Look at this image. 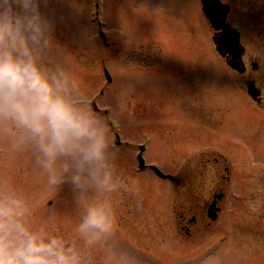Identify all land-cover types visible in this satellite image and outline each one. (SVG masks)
<instances>
[{
	"label": "rangeland",
	"instance_id": "obj_1",
	"mask_svg": "<svg viewBox=\"0 0 264 264\" xmlns=\"http://www.w3.org/2000/svg\"><path fill=\"white\" fill-rule=\"evenodd\" d=\"M229 1L245 56L260 66L248 71L264 83V0ZM40 9L51 25L46 60L71 54L97 109L119 131L126 183L108 207L122 264H264V112L241 87L244 76L223 70L200 0H41ZM243 15L249 26L239 22ZM139 144L150 164L174 176L203 150L228 156L232 189L211 233L183 232L178 216L182 200L209 196L213 171L198 181L205 191L184 195L169 179L138 168ZM4 176L29 197L38 219L51 216L71 235L78 209L70 185L48 192L27 153L0 148ZM108 257V250L84 254L85 264H115Z\"/></svg>",
	"mask_w": 264,
	"mask_h": 264
},
{
	"label": "clouds",
	"instance_id": "obj_2",
	"mask_svg": "<svg viewBox=\"0 0 264 264\" xmlns=\"http://www.w3.org/2000/svg\"><path fill=\"white\" fill-rule=\"evenodd\" d=\"M40 3L0 0V148L27 153L48 192L70 185L78 215L66 234L0 178V264H85L86 252L102 250L122 264L108 207L126 183L112 116L95 107L71 54L46 60L51 25Z\"/></svg>",
	"mask_w": 264,
	"mask_h": 264
},
{
	"label": "flooded vegetation",
	"instance_id": "obj_3",
	"mask_svg": "<svg viewBox=\"0 0 264 264\" xmlns=\"http://www.w3.org/2000/svg\"><path fill=\"white\" fill-rule=\"evenodd\" d=\"M228 5L229 11L227 14V24L229 26L238 27L241 40L243 38V33L238 26V22H233V19L230 20L229 16L232 13V4L229 0H222ZM246 13H250V9H247ZM247 15H243L242 19L239 21L241 24H247L249 26ZM235 21L238 19H234ZM214 32V31H213ZM248 54L247 52L245 55ZM224 62V71L226 75L232 76L233 73H236L237 76H244L243 83L241 87L247 92L248 87H252L254 95L249 96L251 103L255 104L256 107L264 112V83H260L256 78L253 77V74L250 73L249 66L252 70L259 68V63L254 61L248 55L243 57V71H235L226 64V58L220 57ZM253 72V71H252ZM264 81V78H262ZM194 128L204 129L205 132L209 133L210 129L204 126H193ZM232 145V144H230ZM239 148V146H237ZM242 149V148H241ZM212 149H207L199 152L197 157L198 161H192L191 158H188V161L185 162L178 170V175L168 178L171 182H174L177 185V189L181 191L184 195L188 193H195L199 191H205V185L199 184L200 177H205L208 169L214 173V182L209 186L207 190L209 196L201 200L197 196L189 200H182V207L184 210L178 216V226L187 234H191L194 231H207L211 233V229L215 222L219 219L220 214L223 209V204L226 201L227 193L232 189V176H233V166L228 160V156L220 150H212L213 152H206ZM207 153V154H206ZM238 168L235 170L237 171ZM169 174V173H168ZM212 226V227H211Z\"/></svg>",
	"mask_w": 264,
	"mask_h": 264
},
{
	"label": "water",
	"instance_id": "obj_4",
	"mask_svg": "<svg viewBox=\"0 0 264 264\" xmlns=\"http://www.w3.org/2000/svg\"><path fill=\"white\" fill-rule=\"evenodd\" d=\"M202 9L214 29L220 30L213 39L216 41L217 50L220 54L226 56L227 63L233 68L243 71L242 55L244 47L240 43V34L237 29L229 28L226 25V15L228 7L221 0H201ZM249 93L254 94L252 87H249ZM141 149L143 147L141 146ZM140 166H143L141 153L138 155ZM156 169V168H155ZM158 173L160 171L156 169Z\"/></svg>",
	"mask_w": 264,
	"mask_h": 264
},
{
	"label": "trees",
	"instance_id": "obj_5",
	"mask_svg": "<svg viewBox=\"0 0 264 264\" xmlns=\"http://www.w3.org/2000/svg\"><path fill=\"white\" fill-rule=\"evenodd\" d=\"M262 27H264V25Z\"/></svg>",
	"mask_w": 264,
	"mask_h": 264
}]
</instances>
